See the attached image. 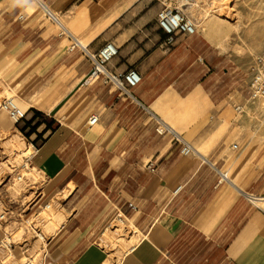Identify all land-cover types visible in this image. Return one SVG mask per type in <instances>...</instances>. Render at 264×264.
<instances>
[{
  "label": "crops",
  "instance_id": "1",
  "mask_svg": "<svg viewBox=\"0 0 264 264\" xmlns=\"http://www.w3.org/2000/svg\"><path fill=\"white\" fill-rule=\"evenodd\" d=\"M40 1L91 53L114 43L112 71L142 77L134 99L86 82L89 60L69 52L35 0H0V89L27 112L30 136L45 135L32 164L38 205L58 198L65 218L43 264H105L102 241L119 214L137 233L119 264H264V140L228 124L240 93L218 47L200 31L167 46L156 0ZM161 123L197 153L158 134ZM30 197L10 206L0 244L7 224L36 209L21 215Z\"/></svg>",
  "mask_w": 264,
  "mask_h": 264
},
{
  "label": "rangeland",
  "instance_id": "2",
  "mask_svg": "<svg viewBox=\"0 0 264 264\" xmlns=\"http://www.w3.org/2000/svg\"><path fill=\"white\" fill-rule=\"evenodd\" d=\"M156 1L162 2V0ZM189 3L195 5L194 10L189 5L183 6L181 0H173V7L181 11L186 18L196 25L197 31L203 33L218 47L222 58L226 61L224 68L228 73L230 86H233L234 89L237 88L240 93L237 104H233L236 102H229L228 124L246 128L243 135L248 140L263 141L264 105L259 100L250 101L249 84L252 65L257 57L264 54V0H189ZM33 6L36 9L34 4ZM216 30L222 32L223 35L217 33ZM220 35L221 37H219ZM222 37L224 40H221ZM219 40L223 41L222 43L220 41L221 45H219ZM232 92L230 95L233 94ZM7 97L13 98V95L0 89V102ZM235 105H241L244 109L241 115L234 111ZM0 117H3L5 123V126L0 124V152L5 151L9 158H12V154H9L12 150L25 152L29 144H40L43 141L44 134H41L39 138L32 137V135L30 136L31 130H27L26 124L14 125L7 114L3 112H0ZM199 151L204 153L202 149ZM5 158L0 153V183L10 173L4 161ZM16 160L19 159L16 158ZM19 163L20 160L16 162L17 165ZM24 173L27 182L15 183L14 186H10L8 191L2 186L0 188L1 193L9 195L12 199H19V194L25 196L27 183H40L42 180L35 171L28 170ZM28 173L30 174L28 175ZM31 173H34L35 177ZM32 187L34 186L32 185ZM49 204L54 208L52 213L43 208L37 209L25 220L21 219V222L14 220L11 225H6L5 232L11 235V243L18 244L16 247L19 254H16L15 258L12 251L0 250V264L4 258L12 256L18 264H23L20 259H24V257L30 259V262L37 258L40 261L44 259L48 241L55 236L65 222V218L62 219L60 199H52ZM116 228L120 229L118 234L114 232ZM39 234L42 235L43 239L38 238ZM105 235L102 245L108 251L109 256H112L118 264L126 254L130 242L134 241L136 244V229L125 219L122 224L116 217ZM7 242L9 241L7 240Z\"/></svg>",
  "mask_w": 264,
  "mask_h": 264
},
{
  "label": "built area",
  "instance_id": "3",
  "mask_svg": "<svg viewBox=\"0 0 264 264\" xmlns=\"http://www.w3.org/2000/svg\"><path fill=\"white\" fill-rule=\"evenodd\" d=\"M35 1L38 7L44 12L46 18L50 22L59 26L63 32L68 35L71 42L69 52L79 50L82 55L89 60L91 64V72L86 82L101 81L103 84L114 88L122 98L134 99L132 90L141 83L142 77L135 68L122 74L116 73L109 68V63L118 56V48L114 43L108 42L98 52L91 53L78 39L67 33L56 14H54L42 1ZM161 4L163 9L158 14L157 23L166 35L165 44L167 46H173L179 36L192 35L197 32L196 25L186 18L181 11L173 7V0H162ZM249 89L251 92L250 101L259 100L264 105V54L257 57L252 65ZM234 110L238 115H241L244 112L241 107H235ZM0 112L7 114L14 125L25 123L27 120V112L20 108L13 98L7 97L0 102ZM97 121L98 118L93 116L90 120V124L94 125ZM157 132L160 135H169L175 143L181 145L184 154L188 155L197 153L192 145L185 140L181 134L177 133L169 126L161 123L157 128ZM40 145L41 143H31L28 145L25 152L12 150L9 153L12 154V158H9L5 154V151L0 152L2 153V156L6 157L4 161L8 166V170H10V173L7 174L0 183V188L3 186L6 188V191H8L10 186H14L15 183L20 184L28 181L24 172L33 169V160L39 154ZM16 158L20 160L18 165L16 162L19 160H16ZM39 184L40 183L37 182L34 184L27 183L25 188L27 192L24 193V197L22 194H19V199H12L7 194L3 195L0 190V226L7 222L9 216L12 214V208H10V206L13 204L16 205L19 200H24L25 197L31 196L32 198L30 197L31 199L22 205L23 209L21 215H26L31 208H36L35 210L42 208L47 209L50 206L49 203L38 205L39 200L43 197L41 189L38 187ZM32 185L34 187H32ZM21 215H19V217H21ZM117 217L118 221L123 224L125 217L120 214ZM40 235L41 234L38 235V238L42 239ZM7 240L9 242H7ZM16 245L18 244L11 243V238L8 236L5 237L4 242H1L0 248L6 251H11Z\"/></svg>",
  "mask_w": 264,
  "mask_h": 264
},
{
  "label": "bare ground",
  "instance_id": "4",
  "mask_svg": "<svg viewBox=\"0 0 264 264\" xmlns=\"http://www.w3.org/2000/svg\"><path fill=\"white\" fill-rule=\"evenodd\" d=\"M181 3H183L184 5L183 6H185V5H189L190 7H193V10L195 9L194 8V4H190L189 3V0H181ZM216 32L217 33H221V35H223L222 34V32H218L217 30H216ZM218 34V35H219ZM221 35L219 36V37H221ZM225 37V36H224ZM224 37H222L221 38V40L224 38ZM226 38V37H225ZM221 40H219V45H221V43L223 42V41H221ZM224 40V39H223ZM226 40V39H225ZM220 41H221V43H220ZM225 44V43H224ZM223 45V44H222ZM219 47H224V46H219ZM260 110H261V108H260ZM264 114V113H263ZM14 137V136H13ZM2 167V166H1ZM33 171H35L36 173H38V174H40L35 168H33L32 169V172ZM30 173H28V175H29ZM32 174V173H31ZM34 174V173H33ZM32 174V175H33ZM34 177H35V174H34ZM30 178V177H29ZM51 205V204H50ZM45 211H48V212H50V213H52V211H54V208L53 207H51V206H49L47 209H44ZM114 232L115 233H119L120 232V229H117L116 228V230H114ZM106 234H108V233H106ZM105 235V234H104ZM41 236V238L43 239V237H42V235H40ZM106 236V235H105ZM107 236H109V235H107ZM111 236V235H110ZM109 238V237H108ZM111 238V237H110ZM39 244V243H38ZM134 245H135V243H134V241L132 242H130V244H129V248L127 249V251H126V254L134 247ZM37 246V245H36ZM34 247V246H33ZM33 249V248H32ZM43 249V248H42ZM38 250V249H37ZM43 252V251H42ZM38 259V258H37ZM37 259H35V260H32L31 262H30V259H28L27 257L25 258L24 257V259H20L21 260V262H23V264H43V261H40V260H37ZM40 259V258H39ZM115 262H114V259H113V257L112 256H110L109 257V259H108V261L105 263V264H114ZM1 264H18V263H16L15 262V260H14V258H13V256L12 257H6V258H4L2 261H1Z\"/></svg>",
  "mask_w": 264,
  "mask_h": 264
}]
</instances>
